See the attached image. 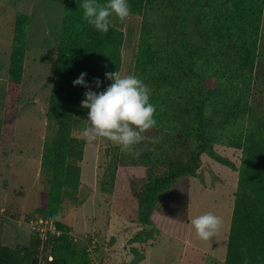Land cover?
I'll return each mask as SVG.
<instances>
[{"label":"trees","instance_id":"obj_1","mask_svg":"<svg viewBox=\"0 0 264 264\" xmlns=\"http://www.w3.org/2000/svg\"><path fill=\"white\" fill-rule=\"evenodd\" d=\"M83 2L64 0L47 108V119L55 123L56 131L43 143L40 160L49 177L37 213L53 219L59 234L47 240L31 234L28 245L12 248L1 243L0 222V264H96L84 248L71 244L69 227L56 221V213L63 193L76 192L80 185L78 162L84 141L71 131L89 110L81 107L88 89L74 86L73 81L83 72L92 91L105 90L112 83L105 73L119 72L121 67L123 32L112 24L106 33L97 31L83 19ZM127 3L130 13L142 15L134 75L151 90L157 125L135 146L139 155L124 154L119 146L111 148V178L118 166L147 168L148 182L139 195L144 217L178 178L199 169L203 153L232 166L215 151V144L241 149L243 163L223 264H264V122L256 119L249 104L264 0ZM26 23L27 16L19 14L8 69L15 87L22 75ZM210 65L215 85L209 82ZM153 138L158 142L152 143Z\"/></svg>","mask_w":264,"mask_h":264},{"label":"rangeland","instance_id":"obj_2","mask_svg":"<svg viewBox=\"0 0 264 264\" xmlns=\"http://www.w3.org/2000/svg\"><path fill=\"white\" fill-rule=\"evenodd\" d=\"M63 6L64 0H0V222L23 218L31 222V234L37 236L36 227L49 230L52 225L56 230L55 221L40 216L37 209L49 177L40 162L42 146L56 131L55 123L47 119V108ZM19 14L27 16V23L22 75L15 87L8 69ZM111 19L113 27L123 32L119 73L134 74L142 15L130 13L124 22L114 16ZM208 69L209 82L215 85L213 65ZM249 104L256 119L264 122V7ZM88 111L78 117L71 131L84 141L78 162L80 185L76 192L63 193L56 213V221L69 227L71 244L84 248L96 264H138L144 257L141 264H222L235 191L229 167L238 171V184L242 150L215 144V151L232 166L203 153L199 169L178 178L143 217L139 195L148 182L147 168L118 166L112 179L109 151L117 145L105 138L92 143L83 138V130L89 126ZM207 212L220 216L223 225L211 240L203 241L196 236L191 220ZM38 218L47 224L36 223ZM58 234L57 230L47 232L48 239ZM24 243L16 241L18 246ZM38 255L41 258V251Z\"/></svg>","mask_w":264,"mask_h":264},{"label":"clouds","instance_id":"obj_3","mask_svg":"<svg viewBox=\"0 0 264 264\" xmlns=\"http://www.w3.org/2000/svg\"><path fill=\"white\" fill-rule=\"evenodd\" d=\"M83 19L97 31L106 33L112 24V17L124 22L130 16L127 0H84ZM86 73H80L73 85H82L88 90L84 93L81 107L89 109V126L83 130V138L92 143L105 138L119 146L124 154L139 155L135 146L146 140L144 135L157 125L156 106L150 103V89L136 75L121 76L119 72L105 73L112 81L105 90L92 91L85 81ZM100 86L99 79L95 80ZM158 139L153 138L152 143ZM196 236L203 241L211 240L223 225L220 216L207 212L191 220Z\"/></svg>","mask_w":264,"mask_h":264},{"label":"crops","instance_id":"obj_4","mask_svg":"<svg viewBox=\"0 0 264 264\" xmlns=\"http://www.w3.org/2000/svg\"><path fill=\"white\" fill-rule=\"evenodd\" d=\"M229 168L233 171V180L235 179L234 180V188L236 191L237 176H235V173L238 174V171L234 167H229ZM81 174H82V172H81ZM218 179L219 178L217 177V180ZM222 183H224L223 180H222ZM203 186H204V188H207V185H205V183ZM235 191L233 192V196H232L233 204H232V209H231V214H230V220H231V215H232V211H233ZM2 210H3V208H1V211ZM31 226H32L31 222H29L28 220H23V218H20V217H17L15 219L11 218V219L4 220V222H2V237H1L2 245H6L8 247L13 248V247L18 246L16 244V241L21 240V241L25 242L24 246H26L27 242H28L29 235L31 234ZM229 226H230V224H229ZM227 230L229 233V227H227ZM228 233H227V237L225 239L226 245H227ZM8 244H10V245H8ZM212 246H213V244H212ZM224 257L222 259H220L222 264L224 261ZM144 260H145V257L140 262H138V264H141L142 262H144Z\"/></svg>","mask_w":264,"mask_h":264},{"label":"built area","instance_id":"obj_5","mask_svg":"<svg viewBox=\"0 0 264 264\" xmlns=\"http://www.w3.org/2000/svg\"><path fill=\"white\" fill-rule=\"evenodd\" d=\"M38 220V221H37ZM36 220V223H44V224H47V220H41V218L39 219H37ZM50 227L51 228H49V230H45V229H43V228H39V227H36V232H37V234H38V236H39V238L41 239V240H46L47 238H48V235H47V232H51V233H56V230L54 229V227L52 228V225H50ZM52 259V257H51V255H49L48 256V260H51Z\"/></svg>","mask_w":264,"mask_h":264},{"label":"water","instance_id":"obj_6","mask_svg":"<svg viewBox=\"0 0 264 264\" xmlns=\"http://www.w3.org/2000/svg\"><path fill=\"white\" fill-rule=\"evenodd\" d=\"M6 264H8V263H6Z\"/></svg>","mask_w":264,"mask_h":264}]
</instances>
